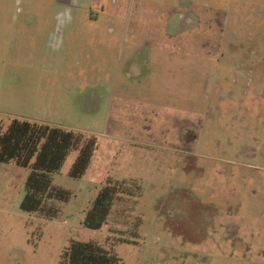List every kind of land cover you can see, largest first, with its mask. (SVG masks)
<instances>
[{
  "label": "rangeland",
  "instance_id": "374dc122",
  "mask_svg": "<svg viewBox=\"0 0 264 264\" xmlns=\"http://www.w3.org/2000/svg\"><path fill=\"white\" fill-rule=\"evenodd\" d=\"M12 118L97 149L80 178L69 153V198L41 212L20 207L31 170L0 163V264H58L74 241L122 264H264V0H0ZM108 180L133 195L88 229Z\"/></svg>",
  "mask_w": 264,
  "mask_h": 264
},
{
  "label": "trees",
  "instance_id": "16d2710c",
  "mask_svg": "<svg viewBox=\"0 0 264 264\" xmlns=\"http://www.w3.org/2000/svg\"><path fill=\"white\" fill-rule=\"evenodd\" d=\"M97 149L95 137H84L71 129L27 119L12 118L0 128V163L15 162L31 171L26 181V192L20 203L28 212H41L47 200L69 198L68 190L52 184V175L59 173L71 151H77L68 175L80 178L88 169ZM109 182L101 188L86 211L83 225L92 230L102 227L116 196L133 195L121 190L122 183ZM50 209V208H49ZM56 208L48 214L53 215ZM46 214V215H48ZM58 264H122L113 252L93 241H74L66 246Z\"/></svg>",
  "mask_w": 264,
  "mask_h": 264
},
{
  "label": "crops",
  "instance_id": "0c3cea01",
  "mask_svg": "<svg viewBox=\"0 0 264 264\" xmlns=\"http://www.w3.org/2000/svg\"><path fill=\"white\" fill-rule=\"evenodd\" d=\"M72 20H73V17H70V16H68L65 19L63 17H61V19H60L61 22H64V21H72Z\"/></svg>",
  "mask_w": 264,
  "mask_h": 264
}]
</instances>
